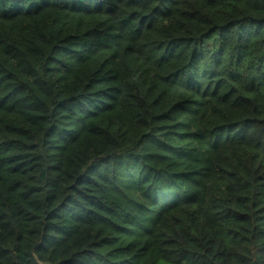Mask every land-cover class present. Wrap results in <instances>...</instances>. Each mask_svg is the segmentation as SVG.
<instances>
[{"label": "trees", "instance_id": "obj_1", "mask_svg": "<svg viewBox=\"0 0 264 264\" xmlns=\"http://www.w3.org/2000/svg\"><path fill=\"white\" fill-rule=\"evenodd\" d=\"M0 264H264V0H0Z\"/></svg>", "mask_w": 264, "mask_h": 264}]
</instances>
